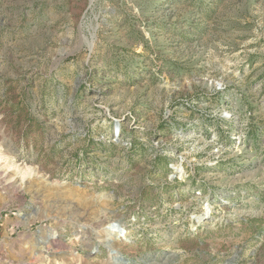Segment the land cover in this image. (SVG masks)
<instances>
[{"label":"rangeland","instance_id":"374dc122","mask_svg":"<svg viewBox=\"0 0 264 264\" xmlns=\"http://www.w3.org/2000/svg\"><path fill=\"white\" fill-rule=\"evenodd\" d=\"M0 264H264V0H0Z\"/></svg>","mask_w":264,"mask_h":264},{"label":"bare ground","instance_id":"6f19581e","mask_svg":"<svg viewBox=\"0 0 264 264\" xmlns=\"http://www.w3.org/2000/svg\"><path fill=\"white\" fill-rule=\"evenodd\" d=\"M109 229L111 230V233H109L110 235H113V236H117V235L121 236L122 235L121 234L122 228L118 225H113ZM112 230H114L115 233H113Z\"/></svg>","mask_w":264,"mask_h":264}]
</instances>
